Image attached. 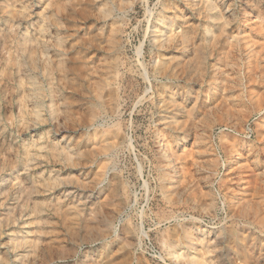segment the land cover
<instances>
[{
	"label": "rangeland",
	"instance_id": "374dc122",
	"mask_svg": "<svg viewBox=\"0 0 264 264\" xmlns=\"http://www.w3.org/2000/svg\"><path fill=\"white\" fill-rule=\"evenodd\" d=\"M263 100L264 0H0V264H264Z\"/></svg>",
	"mask_w": 264,
	"mask_h": 264
},
{
	"label": "bare ground",
	"instance_id": "6f19581e",
	"mask_svg": "<svg viewBox=\"0 0 264 264\" xmlns=\"http://www.w3.org/2000/svg\"><path fill=\"white\" fill-rule=\"evenodd\" d=\"M106 11V10H105ZM165 18V16L162 14H160V15H158V17H157V19H159L160 21L161 20H163ZM15 23V22H14ZM159 24H161V22H159ZM39 28V27H38ZM169 31H171V34H167V39H169L170 37H176V38H179L178 40H179V43H181V44H184V43H186L187 42V39H188V37H187V34H185L183 31H179V32H175V30H169ZM37 32V31H36ZM39 32H41L40 34H41V36H43L44 37V35H45V32H47V30L45 29V28H41V30L39 31ZM163 32V31H162ZM39 34V35H40ZM32 35V34H31ZM51 38H52V40L54 39V41L55 42H57L58 40L56 39V37H54V34H52L51 35ZM171 39V38H170ZM35 40V39H34ZM156 40L158 41V43H159V45H161L163 42H162V40H160L159 38H156ZM173 40V39H172ZM48 41H49V39H48ZM169 41V40H168ZM176 42H177V40H176ZM53 43V42H52ZM40 44V46H41V43H39ZM57 44V43H56ZM55 44V45H56ZM59 44V43H58ZM38 45V44H37ZM175 45V44H174ZM249 45V44H248ZM47 46H48V44H47ZM56 47H59V46H57L56 45ZM30 53H31V51H30ZM6 55V54H5ZM17 65L18 66H20V63L18 62L17 63ZM23 66V65H22ZM163 67H164V69H163ZM167 69V67H165V66H163V64L161 63V62H159V65L157 66V69H155V73H157V74H159L160 76H166V74H169V71L168 70H166ZM27 71V73L26 74H24L25 76L23 77V76H20V78H19V81H18V84H19V86L23 89V90H26L27 88H26V86H29V88L30 89H32L33 90V88H36V84H37V82H35L34 80H32L30 77L28 78V77H26V76H28V75H31L32 74V72L31 71H29V69H27L26 70ZM171 74V73H170ZM172 75V74H171ZM168 79V78H167ZM254 79V78H253ZM247 81V80H246ZM259 82V81H258ZM149 85V84H148ZM164 87H166L165 86V84H160V89H163ZM246 87V86H245ZM26 88V89H25ZM248 88V87H247ZM29 89V90H30ZM227 89V88H226ZM222 90V89H221ZM224 90V89H223ZM231 91V90H230ZM176 92V91H175ZM252 92V91H251ZM219 94V93H218ZM238 96V95H237ZM236 96V97H237ZM188 97V96H187ZM222 97V96H221ZM227 97H229V96H227ZM189 98V97H188ZM243 98V97H242ZM253 99V98H252ZM12 100V99H11ZM235 101V100H234ZM264 101V100H263ZM35 102V101H34ZM2 103V102H1ZM30 103V102H29ZM264 103V102H263ZM262 103V104H263ZM241 105V104H240ZM261 105V104H260ZM3 106V105H2ZM168 108L169 107H167L166 109H164L163 110V112L165 113L166 111H168V112H170V117L174 114L175 115V118H174V121H176V113H177V110L178 109H172V110H168ZM170 109V108H169ZM262 109V108H261ZM260 109V110H261ZM231 110V109H230ZM239 110V109H238ZM39 112V111H38ZM184 112V111H183ZM189 112V111H188ZM224 112V111H223ZM194 113V112H193ZM226 114V113H225ZM209 116V115H208ZM207 116V117H208ZM213 116V115H212ZM235 116V115H234ZM165 117H169V116H165ZM178 117V116H177ZM218 119V118H217ZM203 120V119H202ZM227 120V119H226ZM180 121V120H179ZM223 121V120H222ZM239 121V120H238ZM89 123V122H88ZM187 123H188V121H187ZM201 123V122H200ZM207 123V122H206ZM215 123V122H214ZM209 125V124H208ZM192 127H193V125H192ZM187 128V127H186ZM190 128V127H189ZM205 128V127H204ZM203 128V129H204ZM170 129V128H169ZM211 129V128H210ZM178 130H180V129H178ZM262 130V129H261ZM171 131V130H170ZM185 131V130H184ZM189 131V130H188ZM162 133H163V131H161ZM161 132H160V134H161ZM180 133V132H179ZM160 134H158V135H160ZM170 134V133H169ZM174 134V133H173ZM259 134V133H258ZM162 135V134H161ZM200 135V134H199ZM170 136V135H169ZM196 136V135H195ZM255 136V135H254ZM166 137H168V136H166ZM203 137V136H202ZM230 137H231V135H230ZM234 137V136H233ZM212 138V137H211ZM165 139H167V138H163V136H159V141H161L162 142V144H160L161 145V150H163V154H165V153H168V152H166V149H165V145H168V144H166V142H164V140ZM224 140H225V138H223ZM234 138H232V140H233ZM255 139V138H254ZM256 139H258L257 137H256ZM171 140H173V137L171 138ZM236 140V139H235ZM246 140V139H245ZM248 140V139H247ZM259 140V139H258ZM257 140V141H258ZM260 140H261V138H260ZM262 140H263V138H262ZM249 141V140H248ZM160 142V143H161ZM180 141H178V143H179ZM253 142V141H252ZM172 143H174V141L172 142ZM202 143V142H201ZM238 143H239V141H238ZM242 143H243V141H242ZM246 143V142H245ZM245 143H244V146H245ZM262 143V142H261ZM229 144V143H228ZM256 144H258V143H256ZM260 144V143H259ZM202 145V144H201ZM238 145V144H237ZM236 145V146H237ZM264 145V144H263ZM213 146V145H212ZM230 146H232V145H230ZM177 147V146H176ZM208 147V146H207ZM222 147V146H221ZM225 147V146H224ZM243 147V146H242ZM241 147V148H242ZM257 147V146H256ZM261 147V146H260ZM167 148V147H166ZM210 148V147H209ZM213 148V147H212ZM236 148V147H235ZM240 148V147H239ZM170 149V148H169ZM172 150H174V148H171ZM214 149H215V147H214ZM229 149V148H228ZM230 149H232V148H230ZM234 149V148H233ZM238 149V148H237ZM172 150L170 151V153H172ZM199 150V149H198ZM202 150H204V149H202ZM240 150V149H239ZM238 150V152H240ZM245 150V149H244ZM206 151V150H205ZM204 151V152H205ZM209 151V150H208ZM231 151V150H230ZM233 151V150H232ZM231 151V152H232ZM28 152V151H27ZM160 152H162V151H160ZM201 152V151H200ZM203 152V153H204ZM211 152H212V150H211ZM215 152V151H214ZM246 152H247V150H246ZM248 152H250V151H248ZM209 153V152H208ZM262 154V153H261ZM167 155V154H166ZM104 156V155H103ZM234 157V156H233ZM239 158H240V156H238ZM260 157V156H259ZM97 158V157H96ZM167 158H168V156H167ZM244 158V157H243ZM246 158V157H245ZM263 158V157H262ZM238 159V158H237ZM240 160V159H239ZM257 160V159H256ZM214 161V160H213ZM35 162V161H34ZM216 162V161H215ZM245 162H247L246 160H245ZM236 163V162H235ZM240 163V162H239ZM253 163V162H252ZM256 163V162H255ZM242 164V163H241ZM238 165V164H237ZM257 166H259L258 164H257ZM261 166V165H260ZM201 167H202V165H201ZM253 167H255V166H253ZM216 168V167H215ZM243 168V167H242ZM242 168H241V170H242ZM251 168H252V164H251ZM201 169V168H200ZM245 170L247 169V168H244ZM210 170V169H209ZM15 171V170H14ZM248 171V170H247ZM256 171V170H255ZM206 172V171H205ZM231 172V171H230ZM263 172V171H262ZM231 174V173H230ZM104 175V174H103ZM238 175V174H237ZM251 176V175H250ZM224 177V176H223ZM240 177V176H239ZM255 178H256V175L254 176ZM264 177V176H263ZM241 178V177H240ZM259 178V177H258ZM262 178V177H261ZM205 179H207V178H205ZM222 179V178H221ZM226 179V178H225ZM229 179V178H228ZM252 180V179H251ZM261 180V179H260ZM224 181V180H223ZM227 181H229V180H227ZM264 181V180H263ZM199 182V181H198ZM208 183V182H207ZM210 183V182H209ZM258 183V182H257ZM255 184V183H254ZM98 185V184H97ZM228 185H229V182H228ZM181 186V185H180ZM203 186V185H202ZM226 186V185H225ZM224 185H223V187H225ZM14 187V186H13ZM253 187V188H252ZM251 187V189H249L250 190V192H251V198L250 199H248L247 201H241V200H237L236 199V201H234L232 198H230V199H232L233 200V203H231V204H233L234 206H236V208H233L232 206H230L229 204H226L227 205V210L229 211V212H232V214H231V218H238V219H243V218H247V215H249V216H251V217H253V219H255L256 220V218L258 219V220H261L260 222L258 221V223H262L263 221H264V190L263 191H259L257 188H256V186H252ZM257 187H258V185H257ZM261 187V186H260ZM167 189V188H166ZM208 189V188H207ZM224 189V188H223ZM226 189V188H225ZM236 189V188H235ZM263 189H264V186H263ZM261 190V189H260ZM210 192V191H209ZM242 192V191H241ZM245 192H248L247 190H245ZM172 193V192H171ZM177 193V192H176ZM175 193V194H176ZM208 193V192H207ZM206 193V194H207ZM235 193V192H234ZM244 193V192H243ZM262 193V194H261ZM204 195H205V193H203ZM250 194V193H249ZM208 195V194H207ZM211 195V194H210ZM239 195V194H238ZM214 196H215V194H214ZM231 196H233V194L231 195ZM235 196V195H234ZM242 196V195H241ZM247 196H248V194H247ZM172 198V197H171ZM177 198V197H176ZM247 198V197H246ZM210 199V198H209ZM171 200V199H170ZM174 200H175V198H174ZM201 200V199H200ZM199 200V201H200ZM167 201H169V200H167ZM209 201V200H208ZM212 201V200H211ZM223 202V201H222ZM199 203V202H198ZM205 203V202H204ZM209 203V202H208ZM237 203H238V205H237ZM236 204V205H235ZM207 205V204H206ZM209 205H211V204H209ZM214 205H215V202H214ZM214 205H212V206H214ZM204 207V206H203ZM206 207V206H205ZM233 209H232V208ZM215 208H216V206H215ZM206 209V208H205ZM204 209V210H205ZM208 209H209V207H208ZM251 210H252V212H251ZM197 211V210H196ZM211 211V210H210ZM227 211V212H228ZM261 211V212H260ZM209 212V211H208ZM208 212H206V213H208ZM214 214V213H213ZM210 215V214H209ZM261 215H262V217H261ZM169 219V218H168ZM247 221V220H246ZM199 224V223H198ZM196 225H197V223H196ZM193 225H190V226H188V227H186V228H184V227H181V234L182 235H180V239H177L176 237V240L175 241H172V239H173V237L175 236L174 235V232L173 233H168V235H163L161 238H162V244L163 245H165V246H167L168 248H169V254H172L173 256H175V259H177L178 261H181V263H183V264H206V260L202 257V254L200 255V251L199 250H197L196 249V247H195V243H196V239H198L199 238V236L202 238V239H204L205 237H208L209 235H210V233H209V231L208 230H206V229H202L201 230V228L200 229H197V230H199V235L197 236V238H196V235L194 234V228L192 227ZM198 226V225H197ZM142 229V228H141ZM254 229V228H253ZM221 230V229H220ZM252 232V231H251ZM27 233V232H26ZM236 233V232H235ZM142 234V233H141ZM172 237V238H171ZM215 238V237H214ZM198 241V240H197ZM200 243V242H199ZM16 245H17V243H15ZM179 250H182V252H179ZM221 251V250H220ZM29 253V252H28ZM220 253V252H219ZM24 254V253H23ZM22 254V255H23ZM22 255H21V253H17L15 256H16V260L18 261V263L17 264H25L26 263V261L28 262V261H30L29 259H28V256L25 258H23L22 257ZM246 255V254H245ZM218 256V255H217ZM207 262H208V260H207ZM177 263H179V262H177ZM210 263V262H209Z\"/></svg>",
	"mask_w": 264,
	"mask_h": 264
}]
</instances>
